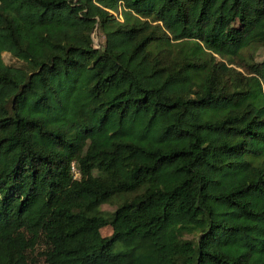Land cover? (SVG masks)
I'll return each instance as SVG.
<instances>
[{
    "label": "trees",
    "instance_id": "trees-1",
    "mask_svg": "<svg viewBox=\"0 0 264 264\" xmlns=\"http://www.w3.org/2000/svg\"><path fill=\"white\" fill-rule=\"evenodd\" d=\"M260 48L264 0H0V264H264Z\"/></svg>",
    "mask_w": 264,
    "mask_h": 264
},
{
    "label": "rangeland",
    "instance_id": "rangeland-1",
    "mask_svg": "<svg viewBox=\"0 0 264 264\" xmlns=\"http://www.w3.org/2000/svg\"><path fill=\"white\" fill-rule=\"evenodd\" d=\"M230 29H231V28H230ZM101 39H102V38L100 37V34L95 33V34L93 35V40H94L96 43L100 44V43H101ZM1 56H2V59H3L4 63L7 64V65H10V66H22V65H23L22 61L18 60V59L15 58L14 56H12L9 52H6V51H5V52H3V53L1 54ZM263 57H264V49H263V48H260V49L257 51V53H256V58H255V59H256L257 61H260ZM102 208H103L104 210L111 211V210L114 209V204H113V203H106V204H103V205H102ZM110 232H111V227H109V226L104 227V228L101 229V233H102V235H109ZM185 237H190V235H186ZM118 249H119V246H116V247L114 248V250H118Z\"/></svg>",
    "mask_w": 264,
    "mask_h": 264
},
{
    "label": "built area",
    "instance_id": "built-area-1",
    "mask_svg": "<svg viewBox=\"0 0 264 264\" xmlns=\"http://www.w3.org/2000/svg\"><path fill=\"white\" fill-rule=\"evenodd\" d=\"M71 171H72V173H73V177H74V178H77V177L79 176V173H78V171L75 169L74 165H72V167H71Z\"/></svg>",
    "mask_w": 264,
    "mask_h": 264
}]
</instances>
